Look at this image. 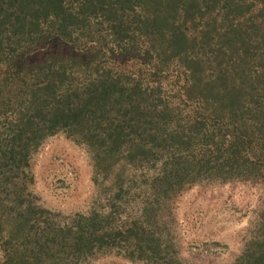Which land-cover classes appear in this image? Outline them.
Segmentation results:
<instances>
[{"label": "rangeland", "instance_id": "rangeland-1", "mask_svg": "<svg viewBox=\"0 0 264 264\" xmlns=\"http://www.w3.org/2000/svg\"><path fill=\"white\" fill-rule=\"evenodd\" d=\"M0 216V264H161L88 253L154 220L173 264H264V0H0Z\"/></svg>", "mask_w": 264, "mask_h": 264}, {"label": "trees", "instance_id": "trees-1", "mask_svg": "<svg viewBox=\"0 0 264 264\" xmlns=\"http://www.w3.org/2000/svg\"><path fill=\"white\" fill-rule=\"evenodd\" d=\"M134 168L137 171L136 174H129V176L124 180V178H122V185L124 186V192L126 195L129 196V201L134 200L136 198H142L143 195H146L147 197H152L153 199H156L157 201V206L155 207V209L162 211V210H166L168 209L167 205H166V201L169 200L172 195H174L177 191L178 188L180 189V187H182V185L180 184L182 182V180L179 181H175L174 183L169 182L167 186H164V188L160 185V184H156L155 181L151 182L153 188H149L146 185V181L148 179V174H146L145 171L141 170H145V169H149V167H147L146 165H139L136 163V165H134ZM155 174L153 173V176ZM140 180V181H139ZM126 182V184H125ZM145 185V186H144ZM135 186H141L142 189H132ZM27 187L25 184H23V188ZM153 189V190H152ZM123 190V187H122ZM18 203L22 204L25 201L24 196H18L17 198ZM146 199V198H144ZM128 201V202H129ZM98 213V212H96ZM162 214V213H160ZM156 215H159L158 213H156ZM112 219L110 221H112L113 219H115V216L113 215L111 217ZM154 224L156 227V230H154V232H156L155 234V239L157 242V250L153 251L151 249H149L148 251H150V256L145 254V251L141 250L139 247H134V246H130V243L133 242V244H136V240H138L139 236H135V232H131L129 229L130 225L126 226L125 228H121L120 226H113V228L111 229H103V225L101 223L98 224V228L96 229V231L98 232L95 237L97 238L96 240V246H93V248L90 249V251H88V253H96V251H106V250H111V249H116V251H119V253H123L125 255H127L128 257H132V258H138V259H142V260H146L147 257H152V262L157 263V258H161V264H173L171 263L172 261V256L170 255V246H168L167 244H165V240L163 238V232L161 230H158V228L161 227V225L158 224L157 220H154ZM111 226V225H108ZM138 228V232H140L141 234H146L147 231V227L145 224H138L137 225ZM153 231V230H152ZM118 234V236H115L114 234ZM122 236H124L125 239H127L129 242L124 244V248L122 246V244L120 243ZM133 236V238H132ZM116 239V240H114ZM113 244V243H117L116 245L118 247L122 248H109L105 245L108 244ZM166 241H168V239H166ZM11 242V237L8 231V228L6 230V221H4L2 219V217L0 216V247L4 246L6 243H10ZM127 245V246H126ZM126 247V248H125ZM160 253H162V255H160ZM175 264H177L175 262Z\"/></svg>", "mask_w": 264, "mask_h": 264}]
</instances>
